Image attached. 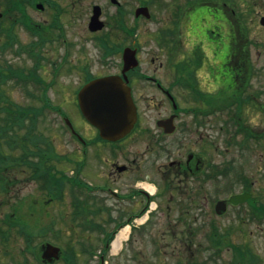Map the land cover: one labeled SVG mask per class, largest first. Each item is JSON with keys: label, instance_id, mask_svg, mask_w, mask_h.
I'll return each mask as SVG.
<instances>
[{"label": "rangeland", "instance_id": "obj_1", "mask_svg": "<svg viewBox=\"0 0 264 264\" xmlns=\"http://www.w3.org/2000/svg\"><path fill=\"white\" fill-rule=\"evenodd\" d=\"M56 1L59 3L60 12L61 8H64L60 15H57L58 19H55L57 24L56 27H61L60 29H57L56 33L61 31L62 36H55V41L52 42L53 47H51V44H45L44 42L40 46L37 45L36 49H34L35 55L37 57L40 55V65L35 67L36 75H40L42 77H40V84L33 85L32 83H29L26 87L24 86L25 89H23V86L21 87L15 84V87H10L12 85L5 86V90L13 102H17L19 105L32 103L35 105V108L39 110L42 105L39 103L37 97L41 95L39 89V87H41L49 102L55 106V108L59 107L67 115L73 125V128L84 136L85 139L92 140L95 138L96 131L93 130L76 108L77 106H75L74 99L76 96L73 92L83 80V71L81 73V70L78 69L80 66H86L88 71L93 75L113 72L119 69L117 63L120 61V53L114 52L109 54V57L104 58L103 55L105 54L101 53V50L94 42V35L96 34L89 32L86 27L91 12V6L93 4H98L101 8L104 6L106 10L105 13L108 15L112 14L113 8H107V2H104L103 0ZM71 1H75L74 4H71ZM147 2L148 0H132V10L135 6H137V4H146ZM1 4L7 5L8 1L0 0V11L3 10V6ZM231 6L233 8V13L230 16L232 27L234 30L239 29L246 31L245 38L248 40L245 42L247 43L249 41L248 46L250 58L254 61V66L252 68L254 74L252 75L248 90L245 94H248V92L251 93L254 101L261 104L264 108V28L259 25L258 22L260 16L264 14V0H231ZM53 10L52 5L50 7L44 6V9L37 10L30 4L29 1L27 3V12L30 14L34 22L41 23V27L42 23L46 27L49 26L53 19ZM149 11L153 13L154 10L149 9ZM154 14L152 15L157 17V15ZM9 20L10 19H8V21ZM157 25L159 26V24ZM148 28H152V24H149ZM144 30L143 25L138 29L137 37L140 38L139 40L141 43H144L149 36L147 35L148 32ZM17 38L18 42L13 45L11 50L6 49L4 54L0 51V54L2 55L0 58H4V60H6L13 67H21L24 70L31 69L34 65L35 59L28 54L27 50L33 46L32 41L35 40L36 37L31 36L23 27L19 26L17 27ZM144 46L143 51L145 52L148 44L145 42ZM66 51L68 53V64L76 66V69H72L70 71L67 70V64L62 61V57ZM218 52L219 50L217 49V54ZM237 59H239V57ZM259 61L260 63L255 66V64ZM58 62H62L65 65L60 67L59 70L54 73L52 66ZM220 69L227 71L230 70L231 73H234L233 75H238V65L236 67V64L231 63V65H224L221 66ZM229 79L226 81L229 82ZM226 81L224 83H226ZM137 88H140V90L137 91L138 94L142 92L144 85L139 84L137 85ZM229 93H231V90H229ZM138 102L151 109L150 106L148 107L150 100L139 99ZM263 111L264 109L262 111L256 110L255 105H253V107L248 105L245 108L244 116H246V118L244 121L254 130L256 135L257 133L259 134V139L257 141H251L250 139L246 140L248 143L243 147H239L237 144L230 146L224 145V138H228L230 135L225 133L223 129L218 128V125L221 123L220 117L223 119L225 118V115L227 116V114H223L224 112H218L215 116V125L211 132V139L214 140L215 143L214 147H212L211 150L208 145L205 147L209 151V155L212 156V161L214 163L218 165L225 164L228 166L229 177L231 180H235V178H237V180L243 181L241 177L246 176V180L250 184L253 195L258 193L262 199L261 201L264 202ZM256 112H260L262 115L258 122L253 124L250 122L249 117ZM153 113L154 112L152 111L150 115ZM38 117L39 119L36 124L33 125L34 132L36 133L38 139L41 140L43 137L39 136V134L53 138L52 142L55 151L60 155L67 154L68 156H71L72 147L74 148V146H77L78 144L72 141L73 138L70 136V132L63 127V119L58 112L51 111V105H49L46 109L43 108V110H41V115ZM143 117L144 116L142 114V119ZM231 122L232 119L230 120V123ZM236 136L237 139L242 138L240 133H237ZM130 140V138H127L123 141V148L130 150L132 146V142ZM174 145L175 143L172 144V147L169 146V149L161 150V154H151L148 152L143 156H139L140 160L145 164L144 168H146L150 173V179L144 180L145 183L157 187V184H159L158 175L160 167L162 169L164 164L167 165V160L171 159L173 154L176 155V149L179 146L177 144L175 146ZM92 146H90L89 149ZM187 146L192 145L188 144ZM89 149L87 148L88 151ZM142 149L141 144L137 142L135 145V151L140 152ZM167 151L169 154L166 156ZM22 153L23 152L19 151V154ZM109 153L108 151L100 153L102 155L103 163L97 166V169L100 172L99 176H97V173L93 170L89 169L94 168L92 164H89V167H85V172H83V169L81 170L82 175H79L78 177L99 185L100 182L104 180V177L106 178L105 174L108 171L107 163L110 159H116V161L123 163L125 162V157L122 153L116 154V158H110ZM28 157L32 156L29 155ZM56 165L58 168L59 166H62V168L64 167L63 169L59 168V170L65 169L64 171H66L68 175H72L79 179L76 175L75 168L71 171V167L67 164V162L59 160ZM235 172H239V174H235ZM124 177L126 176L121 175L120 181L122 183L125 182ZM221 178L224 182H227V177L223 176ZM27 182V180L26 182L23 181L22 186L17 190H14L16 194L9 196V202L6 205L0 206V217H3L4 212L11 211L13 204L20 199L18 201L15 215L18 220L29 218L31 221L36 222L35 219L40 218L38 220L40 223H47L51 216L50 213H55L57 210L59 212L65 204L64 199H68L67 189L72 190V188L65 186L63 189L67 191L63 192L65 195L63 200H61L62 202L58 200H51L47 205H45L46 201L39 199H42V197L39 189L35 185V182ZM241 184L242 182L239 181L228 190L239 191L241 189ZM204 186L205 187L203 188L201 194V206H199L196 210L185 213V225L183 227L184 232L182 233L183 240H179V238H182L181 235L177 233L179 226L171 228L160 226V222L155 220V216L158 215V212L155 211L150 214V220L144 227L141 226L138 230L132 232V242L129 250H123L121 254L115 258L112 256L108 259V264H114V262H117L118 264H230L229 262L231 260V256L234 253L232 249L233 246L231 247L228 243L224 242L222 249H219L217 251V255L215 256L212 249L209 247L210 244L204 238L205 233L210 230L209 226L211 223L218 227L220 233L224 234L227 230L229 231L230 243H233L234 245L239 244L240 246L248 245L258 256L256 260L258 264H264V218L261 217L258 220L249 218L248 211H246L248 205L245 203H242L243 205L227 206V210L220 215L214 214L210 202L219 197L226 196V189L224 191H220L219 188L216 189L214 186L210 187L207 184H204ZM119 187L124 188L125 186L122 185ZM203 196L205 197V202ZM1 197L2 196H0V199ZM34 198L37 199L36 203L40 204V206L44 208L43 210L46 213L45 216L41 213L42 209L36 210L29 201V199ZM162 198L163 197H158L155 199L156 206H159V203L164 202ZM134 203L136 204V201ZM123 204L124 203L122 202L120 203V205ZM135 206H138V204ZM58 212L55 215H57ZM171 213L173 215L176 214L173 210H171ZM239 213H241L242 216H240ZM176 219L177 217H172L173 221ZM54 229L63 231V234L53 236L52 240H61V247H64L65 253L75 255V260H73L76 264L85 263L86 260H83V257L81 256H77V253H79L81 249H84L83 247H88L91 243L93 245L97 243L96 237L98 232L93 229L83 230L76 225L65 227L61 224H55ZM66 229L67 233L65 232ZM90 233L91 235L86 238ZM50 235L51 231H48L47 239H49ZM154 239L159 243H155ZM21 241H23V243H21ZM40 241L41 239L37 238L34 242H30L37 249ZM9 242V254L2 259V264H14L16 260H25L26 257V264H40L34 258L32 253H24L22 249L25 246V241L21 236L15 235L14 231L12 232V236L9 238ZM132 252H136L138 254H135L134 257H132ZM1 256L2 251L0 244V257ZM93 263L97 262L94 260L89 261V264ZM54 264H65V262L63 259H59Z\"/></svg>", "mask_w": 264, "mask_h": 264}, {"label": "flooded vegetation", "instance_id": "obj_2", "mask_svg": "<svg viewBox=\"0 0 264 264\" xmlns=\"http://www.w3.org/2000/svg\"><path fill=\"white\" fill-rule=\"evenodd\" d=\"M103 1L107 2V8L113 9L112 14L108 15L105 13V7L100 6L104 22L100 36L104 40L106 35H111L114 52H122L124 48L129 47L135 50L138 59L137 65L127 71L126 75L143 128H136L131 136L132 134L144 136L146 147L153 143L168 146L167 136L171 134L164 132L162 123L170 118L169 123L174 125L179 137L187 134L188 137L193 138V146L201 144L203 138L212 143L208 137L214 121L211 111L215 107L217 64L222 66L232 63L237 66L241 63L240 60L234 61L230 54L226 56L229 47L232 50L239 37V34L233 33L230 18L233 13L231 0H148L146 4L135 6V8L146 6L148 11L149 9L156 11L153 13L149 11L148 16L143 14L136 16L135 8L132 10V0ZM154 13L157 17L152 15ZM113 18H115L113 28H107L106 26H109ZM149 24H152V28H148ZM142 25L149 35L144 41L148 44L145 52L143 51L144 43H141L140 38L137 37L138 29ZM223 34L229 39L227 38V41L221 39L218 42L216 36ZM217 47L220 50L219 54H217ZM117 64L119 69L113 72L120 74L121 61ZM139 84L144 85V89L137 94L140 90L137 88ZM171 97L176 100L177 111L171 108ZM139 99L150 100L148 107L150 106L151 109L139 103ZM195 109L196 111L193 112ZM152 111L154 113L150 115ZM90 146L92 145H88L87 148L89 149ZM103 146L97 142L89 151L84 150L86 157L83 167H89V164H92L95 169H89L97 173V176L100 175L97 166L101 163L100 153ZM124 157L127 163H118L115 159L109 160L106 178L103 174L104 180L100 182V184L105 183L106 187L90 188L85 185L81 190L82 194L78 190L67 189L69 196L67 195V200L64 199L65 204L62 209L59 212L58 210L55 213L51 212L48 220L53 225L61 224L65 227L73 225L88 227L95 224L108 226L109 232L106 233V240L99 250L100 264H107L104 258L110 259L109 255L112 253L105 251L109 236L125 223L130 225L135 223V218L139 216L143 208H146L147 201L163 197L164 202L161 203L166 209L179 210L189 191L175 187L174 181H170V187L164 189V193L157 194L156 192L149 196L144 190L134 187L137 181L144 177L134 172L132 156L131 158ZM202 164L198 154L189 153L185 156L184 162L180 158L171 161L170 171L163 173L161 180L171 177V180L175 179L177 182L189 178L199 181V168ZM118 166H124V169L119 170ZM121 175L126 176L124 183L120 181ZM67 190L60 189L62 192ZM74 195H79V198ZM52 200L61 201L60 198ZM78 200L80 202L76 203ZM190 200L194 201V196H191ZM121 202L124 204L120 205ZM137 204L138 206H135ZM36 209L44 208L36 204ZM57 212L58 214L55 215ZM43 215L45 216L46 213L44 212ZM172 224L179 227L184 226L181 221L168 223L169 226ZM52 232L51 239L58 235L57 231ZM130 246L131 241L124 242V245H121L122 249L113 257H117L123 250H129ZM67 256H69V261L66 264H72L75 255L67 253ZM77 256L83 257V260L89 258L88 252L85 251H79ZM16 264H24V260L18 259ZM114 264L118 263L114 262Z\"/></svg>", "mask_w": 264, "mask_h": 264}, {"label": "trees", "instance_id": "obj_3", "mask_svg": "<svg viewBox=\"0 0 264 264\" xmlns=\"http://www.w3.org/2000/svg\"><path fill=\"white\" fill-rule=\"evenodd\" d=\"M28 1L32 6L35 1H40L47 7L52 5L53 11L59 12V6L55 0H8L7 5L1 4L3 6V14L0 18V51H2V54H4L6 49L11 50L13 44L18 41L17 27L19 26H22L32 36L36 37V40H33L34 46H40L49 40L45 29L53 30L55 26L53 22H55L57 17H53L48 27L45 25L41 27V24L34 22L27 12ZM8 19L10 20L8 21ZM97 40L98 42L96 44H102L100 37ZM104 40H109V36L106 35ZM101 48L105 54H111L113 52L108 46L103 45ZM28 54L37 57L33 49L28 50ZM38 58H36L35 67L39 66ZM35 67L25 72L24 69L13 67L4 58H0V196L3 197L8 196L11 187L19 181L17 179L18 175L24 174L25 180H33L41 177L42 181L49 185V188L57 182L58 178L55 176L53 166L62 158V155H59L55 151L52 142L53 138L39 134V136H43L39 140L33 129V125L39 119L38 116L41 115L43 106L48 105V100L43 104L40 99L42 106L38 110L32 103L19 105L17 102H13L5 90V86L12 85L10 87H15V84L21 87L23 86V89L29 83L33 85L40 84L41 79L36 75ZM228 74H219L221 77L216 76L217 84H219L215 95L216 110H224L223 108H225L230 111L231 105L234 103L237 104L234 111L230 112L233 114L232 117H234V123L239 133L244 137L240 144L245 145L246 138L255 137V133L251 130V127L244 121L246 118L244 116V108L251 103V97L245 94L246 91L244 90L247 88L242 89V91H234V86L232 85H235L238 79H236L235 75L228 76ZM227 79L230 81H226ZM225 81L226 83H224ZM248 82V79L244 80L243 87L245 85L247 86ZM229 90H231V93H229ZM258 110H262V108ZM236 112H238V116H234L237 114ZM241 118L244 123L241 121ZM19 151L23 153L19 154ZM29 155L32 157H28ZM245 189L249 190V183H247ZM261 200L258 193L249 199L251 214L258 218L264 216V202ZM15 215V211L7 212L4 213V216L0 220L8 221L12 218L17 219ZM24 226L28 230V226ZM3 231L4 227L0 224V234L4 233ZM225 235L223 233L220 234L217 230L215 234L208 233L206 237L210 247H214L217 251L221 249L224 242H229L228 237ZM234 251L230 264H257V255L248 245L236 246Z\"/></svg>", "mask_w": 264, "mask_h": 264}, {"label": "water", "instance_id": "obj_4", "mask_svg": "<svg viewBox=\"0 0 264 264\" xmlns=\"http://www.w3.org/2000/svg\"><path fill=\"white\" fill-rule=\"evenodd\" d=\"M100 8L94 5L89 18L88 28L91 31L101 29L103 22L99 19ZM264 25V15L260 18ZM123 71L136 65L134 51L128 48L123 53ZM77 100L84 117L94 125L100 137L107 140H117L126 135L135 122V108L131 100L129 87L119 76H106L85 83L77 93ZM248 197V194H236L229 198L231 203H237ZM225 203L219 202L216 210L225 209ZM43 256L54 255L50 245L46 246Z\"/></svg>", "mask_w": 264, "mask_h": 264}, {"label": "clouds", "instance_id": "obj_5", "mask_svg": "<svg viewBox=\"0 0 264 264\" xmlns=\"http://www.w3.org/2000/svg\"><path fill=\"white\" fill-rule=\"evenodd\" d=\"M261 113L260 112H256L255 114H252L249 118H250V122L255 124L258 122V120L261 118Z\"/></svg>", "mask_w": 264, "mask_h": 264}, {"label": "bare ground", "instance_id": "obj_6", "mask_svg": "<svg viewBox=\"0 0 264 264\" xmlns=\"http://www.w3.org/2000/svg\"><path fill=\"white\" fill-rule=\"evenodd\" d=\"M121 235H122V233H121Z\"/></svg>", "mask_w": 264, "mask_h": 264}]
</instances>
